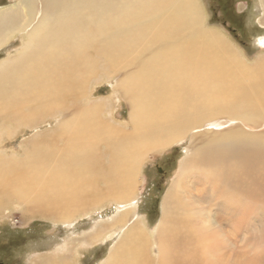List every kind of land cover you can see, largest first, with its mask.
Returning a JSON list of instances; mask_svg holds the SVG:
<instances>
[{
	"label": "bare ground",
	"instance_id": "bare-ground-1",
	"mask_svg": "<svg viewBox=\"0 0 264 264\" xmlns=\"http://www.w3.org/2000/svg\"><path fill=\"white\" fill-rule=\"evenodd\" d=\"M213 27L202 0H18L0 9V49L20 41L0 60L3 202L16 195L53 222L105 199L119 202L134 190L146 152L223 114L224 123L243 126L195 133L181 168L208 183L196 197L217 210L213 222L234 228L231 242L224 231L205 233L203 208L191 211L173 188L155 239L131 211L115 219L110 227L123 235L104 264H264V254L249 256L243 246L255 239H240L245 216L264 224V52L245 63ZM104 77L116 78L115 91L128 101L131 129L103 117V100L89 101V84ZM36 128L17 149H1Z\"/></svg>",
	"mask_w": 264,
	"mask_h": 264
},
{
	"label": "rangeland",
	"instance_id": "rangeland-1",
	"mask_svg": "<svg viewBox=\"0 0 264 264\" xmlns=\"http://www.w3.org/2000/svg\"><path fill=\"white\" fill-rule=\"evenodd\" d=\"M17 2L18 0H0V9L8 8ZM202 2L206 12V26L210 28L214 26V29L222 31L225 38L231 40V43L241 52L243 61L254 63L255 57L264 52V45H262L264 41V8L261 1L202 0ZM19 42V39L16 38L1 48L0 60L5 55L14 53ZM115 84L116 78L114 77H104L92 81L87 88L92 93L89 101L103 100V117L113 124L126 125L125 128L131 129L129 127V103L115 91ZM225 118L226 115L222 114L219 116V121H207L202 127L192 130L185 140L179 143L149 150L144 155L146 158L142 160L141 172L136 177L134 190L131 193L128 192L124 200L117 202L105 199L95 204L86 205L69 221L53 222L51 219L35 216L32 213L30 202H26V199L21 201L18 196L10 195L9 199L3 202V199L7 198L1 194L0 197L4 205L0 204V264H39L42 259L54 260L59 255L68 258L67 264H104L108 260L111 250L123 235V233L120 235L113 233L114 231L121 232L118 226L110 227L115 219L122 212L131 211V214L136 215V219L140 220V225L143 228H148L150 235L152 234L155 239L157 234L152 231L160 226L162 201L166 199L173 188L179 199H183L184 202L190 200L189 204L193 206L191 211H195L197 207L203 208L200 218L203 219L202 222L207 227L205 233L224 231L226 239H228L227 232L234 228L227 224L213 222L212 218L217 210L209 207L208 200H200L196 197L202 192V189L209 187L208 183L204 179L197 181L201 175L197 172L195 174L193 172L195 170L183 172L181 168L182 160L191 154L190 146L195 133H198L197 137L200 138L204 133L209 136L223 131L225 128L227 130L229 127L243 126L240 121L224 123ZM55 123L56 120L49 124L44 123L40 126V130L52 128ZM36 131L37 128L27 131L20 130L12 136L13 139L10 142L6 140L1 149H17L21 141ZM199 142L200 139L197 144ZM132 200L134 201L133 206ZM100 225L103 229L99 237H95L90 242L84 240L85 237L87 239L90 235L95 234ZM241 229L246 233L240 237L241 240H246L250 234L255 242L248 239L246 241L248 244L246 242L243 244V241L239 242L238 237L233 241L235 240L239 245L242 243L249 256L263 255L264 224L257 220L249 219L248 221V216H245ZM227 242L231 241L228 239ZM252 246L258 247L254 254L249 252Z\"/></svg>",
	"mask_w": 264,
	"mask_h": 264
}]
</instances>
